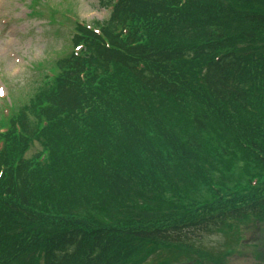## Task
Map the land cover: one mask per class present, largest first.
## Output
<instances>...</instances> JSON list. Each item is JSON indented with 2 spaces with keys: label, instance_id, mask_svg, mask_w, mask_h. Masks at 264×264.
I'll list each match as a JSON object with an SVG mask.
<instances>
[{
  "label": "trees",
  "instance_id": "16d2710c",
  "mask_svg": "<svg viewBox=\"0 0 264 264\" xmlns=\"http://www.w3.org/2000/svg\"><path fill=\"white\" fill-rule=\"evenodd\" d=\"M101 4L0 152V264L220 258L264 212V193L196 195L240 183L232 152L264 172V0Z\"/></svg>",
  "mask_w": 264,
  "mask_h": 264
},
{
  "label": "rangeland",
  "instance_id": "374dc122",
  "mask_svg": "<svg viewBox=\"0 0 264 264\" xmlns=\"http://www.w3.org/2000/svg\"><path fill=\"white\" fill-rule=\"evenodd\" d=\"M31 1L36 0H0V88L4 90V96L0 97V119L10 103L12 115L28 103L36 87L43 84V79H50L47 77L50 71L54 69L56 74L59 73L54 63L59 55L69 51L72 40L70 28L75 20L91 24L107 15L98 0H37L35 5ZM47 4L59 7V10ZM39 10L55 15L60 22L53 24L47 17L37 16L36 11ZM3 123L0 120V125ZM40 149L41 146L35 142L24 156L29 158ZM231 154L235 165L228 174L231 180L240 176V183L220 187L213 180L209 185L198 186L197 196L209 197L210 193L213 194V186L218 187L217 191L228 200L234 193L239 197L253 192L264 193V172L259 165L245 154ZM240 167L242 170L238 171ZM217 171L215 168L211 173L216 174ZM189 204L193 202L189 201ZM231 230V240L220 258L197 252L189 259L175 252L170 257L172 261H162L167 264H264V212L259 215V220L253 217L235 223ZM213 238L209 237L207 241L212 243ZM222 240L223 236L215 241L214 250L223 246L218 245ZM166 254L167 251L163 250L162 256Z\"/></svg>",
  "mask_w": 264,
  "mask_h": 264
}]
</instances>
